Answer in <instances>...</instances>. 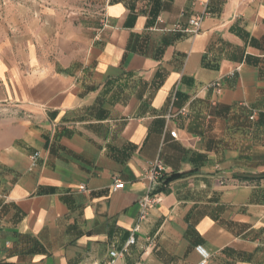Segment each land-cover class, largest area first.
Segmentation results:
<instances>
[{
	"label": "crops",
	"instance_id": "1",
	"mask_svg": "<svg viewBox=\"0 0 264 264\" xmlns=\"http://www.w3.org/2000/svg\"><path fill=\"white\" fill-rule=\"evenodd\" d=\"M33 6L0 25V264H102L130 237L111 264H264V0Z\"/></svg>",
	"mask_w": 264,
	"mask_h": 264
},
{
	"label": "built area",
	"instance_id": "2",
	"mask_svg": "<svg viewBox=\"0 0 264 264\" xmlns=\"http://www.w3.org/2000/svg\"><path fill=\"white\" fill-rule=\"evenodd\" d=\"M175 28H179L176 26ZM200 30V18H192L189 20V27L185 28L184 31H187L191 34H197ZM207 87H213L219 92L217 83H210ZM170 135L172 137H176V133L174 131H170ZM38 155V153H34V158ZM167 172L166 167L160 161H153L146 165L143 170V178L148 182H159ZM123 182L119 179H115L113 188L121 189L123 187ZM160 201V197L158 194H154L151 188H147V193L142 199L139 201V218L145 219L147 215V210L153 207L156 203ZM137 229V227L135 228ZM134 243V238L130 237L123 248L119 251L116 249H112L109 252L110 261L102 264H111L112 261L118 256L124 254L127 251V248ZM195 250L199 256L198 261L195 264H209L210 253L203 245H196Z\"/></svg>",
	"mask_w": 264,
	"mask_h": 264
},
{
	"label": "rangeland",
	"instance_id": "3",
	"mask_svg": "<svg viewBox=\"0 0 264 264\" xmlns=\"http://www.w3.org/2000/svg\"><path fill=\"white\" fill-rule=\"evenodd\" d=\"M106 1L107 0H0V25L6 24L10 27L9 32L11 34L17 33V28L13 24L11 25L9 19L12 18V16L14 18L19 12L24 18H26V13L33 14L36 12L32 11L34 3L56 7L69 17H77L75 15L100 13ZM14 7H21L22 10L16 11Z\"/></svg>",
	"mask_w": 264,
	"mask_h": 264
}]
</instances>
